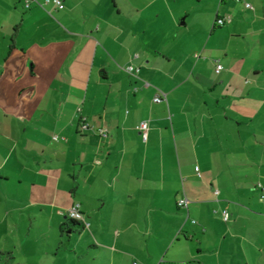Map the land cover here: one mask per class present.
I'll return each instance as SVG.
<instances>
[{"label":"crops","instance_id":"0c3cea01","mask_svg":"<svg viewBox=\"0 0 264 264\" xmlns=\"http://www.w3.org/2000/svg\"><path fill=\"white\" fill-rule=\"evenodd\" d=\"M45 1L0 0V263L28 251V210L67 247L90 233L73 203L109 224L100 264H234L222 211L242 262L264 263V0Z\"/></svg>","mask_w":264,"mask_h":264},{"label":"rangeland","instance_id":"374dc122","mask_svg":"<svg viewBox=\"0 0 264 264\" xmlns=\"http://www.w3.org/2000/svg\"><path fill=\"white\" fill-rule=\"evenodd\" d=\"M260 194L258 193L257 197V203H261L260 201ZM6 208L9 206L10 208L13 206V204L8 205L5 204ZM72 206V205H71ZM70 208V207H69ZM34 209V208H33ZM37 210H40V208H35L32 212L35 211L33 216H29V210L25 212V216L23 218H18L15 216L16 221L18 222L19 227H23L25 229H28L29 227L32 230V237L30 240V247L28 251H23L21 254L16 255L15 263L12 264H100L101 260L105 259V255L109 256V253L106 250H102L101 253H98L94 248L96 244L92 243L94 241V238H96L97 241H104V238L102 236L93 234V227L94 225H98L102 227V225H109L108 223H105V219H100L96 217H84V225L88 228L89 225H91L88 234L84 235V237L79 240L78 237L75 235L76 238L73 239V243L70 244V247H67L66 245V232L63 233L64 238L63 241H59V234L57 233L56 223L51 218L48 219L46 215L41 217L38 215ZM48 211H51V208H47ZM31 211V210H30ZM48 214V213H45ZM229 215V214H228ZM212 218L215 219V223L212 226V228L215 230V238L220 239V241L223 240L225 237L226 240V253L228 257L234 258V264H245L242 262V255L239 251L236 250L234 245H237L238 242H240V239H238L235 236H232V234H225L226 229L229 228L230 223H226L222 220L221 216L217 214H212ZM51 220V221H50ZM107 220V219H106ZM109 220V219H108ZM231 220V217L229 215V221ZM97 223V224H96ZM86 228V229H87ZM135 230H131V239H136L135 242H132V244H136L138 239H141L142 241L145 240L143 235L138 236V234H135ZM262 233L258 234L259 238H264V231L261 230ZM94 236V237H93ZM232 236V237H231ZM100 239H98V238ZM219 237V238H218ZM80 243V245H79ZM92 243V244H91ZM100 244V243H98ZM231 244V247H230ZM105 246V245H103ZM80 247L83 248L80 249ZM115 248V247H114ZM116 249V248H115ZM118 250V248L116 249ZM260 250V249H259ZM258 252H252V255L250 256V260H252V263L250 264H264L260 261L261 259V251ZM248 251V250H247ZM249 256V251H248ZM238 260H237V259ZM121 255L119 253L114 254V264H122L121 263ZM221 262H218L215 257L210 258L209 264H224L225 261L223 260V257L221 258ZM7 260L1 261L0 264H5ZM8 264V263H7ZM123 264H138L137 261L130 260L129 262L124 260ZM195 264V263H194ZM226 264V263H225ZM228 264V263H227Z\"/></svg>","mask_w":264,"mask_h":264},{"label":"built area","instance_id":"2783aa9c","mask_svg":"<svg viewBox=\"0 0 264 264\" xmlns=\"http://www.w3.org/2000/svg\"><path fill=\"white\" fill-rule=\"evenodd\" d=\"M234 1L236 3H242L244 8H246V9H252V6L244 0H234ZM49 3H52L54 6L58 7L59 9L63 8L62 2L60 0H46L45 1V4H49ZM229 20H230L229 17L228 18L217 17L214 25L218 26V27H222L225 25V23L229 22ZM215 64H216L215 71L218 73L220 70H222V66L219 63H215ZM126 71H127V73H129L131 75L136 73L132 67H128L126 69ZM161 99H162L161 95L154 97L155 102H158ZM82 126H83L82 128H87V126H85L84 124ZM139 131H140L142 141L146 142L148 140L147 123L146 122L140 123ZM98 133L100 136L106 137V131L105 130H99ZM187 205H188V201L186 198L181 199L177 202V206L179 208L186 209ZM66 217L71 221L83 223L84 219H83V215L80 211V204L79 203H73L72 206H70V208L67 209ZM221 218L224 222H228L229 221L228 213L226 211H222L221 212Z\"/></svg>","mask_w":264,"mask_h":264},{"label":"trees","instance_id":"16d2710c","mask_svg":"<svg viewBox=\"0 0 264 264\" xmlns=\"http://www.w3.org/2000/svg\"><path fill=\"white\" fill-rule=\"evenodd\" d=\"M69 225L74 226V227H78L79 229L84 227L83 223H79V222H75V221H71V220H69Z\"/></svg>","mask_w":264,"mask_h":264}]
</instances>
